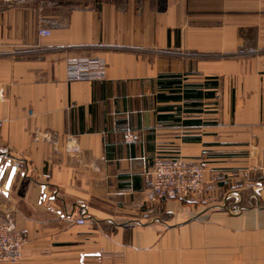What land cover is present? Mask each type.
<instances>
[{
  "label": "crops",
  "instance_id": "crops-1",
  "mask_svg": "<svg viewBox=\"0 0 264 264\" xmlns=\"http://www.w3.org/2000/svg\"><path fill=\"white\" fill-rule=\"evenodd\" d=\"M12 3L0 160L18 168L0 212L26 242L3 264H264V206H218L263 200L264 0ZM71 53L103 57L105 77L67 81ZM173 156L204 163V197L148 202L153 162Z\"/></svg>",
  "mask_w": 264,
  "mask_h": 264
},
{
  "label": "built area",
  "instance_id": "built-area-1",
  "mask_svg": "<svg viewBox=\"0 0 264 264\" xmlns=\"http://www.w3.org/2000/svg\"><path fill=\"white\" fill-rule=\"evenodd\" d=\"M14 0H0L1 3L11 4ZM38 2V11L42 7L53 6L57 0H35ZM53 23H47L43 18L37 22V37L50 35ZM107 63L99 55L71 53L65 58V73L67 81H100L105 77ZM2 121H0V127ZM48 138V134L43 135ZM127 142L140 139V134L127 129L124 132ZM74 142V141H73ZM70 142L66 150L77 153V144ZM6 157L7 153H5ZM204 163L200 160L189 161L181 156L156 159L149 172L150 187L145 193L148 202H162L169 199H201L204 197ZM264 173V170H263ZM83 217L76 218V224L85 223ZM26 237L16 229L12 214L0 212V264L18 263L23 257V247Z\"/></svg>",
  "mask_w": 264,
  "mask_h": 264
},
{
  "label": "water",
  "instance_id": "water-1",
  "mask_svg": "<svg viewBox=\"0 0 264 264\" xmlns=\"http://www.w3.org/2000/svg\"><path fill=\"white\" fill-rule=\"evenodd\" d=\"M9 159H11V158H9ZM17 168H18L17 164H13L11 162V160H6V161L0 160V180H2V178L5 175V173L8 172L7 178H6L5 183H4V189L5 190L9 189V186L11 184L12 178L15 175ZM251 196H254V197H256L258 199L259 192L256 191ZM251 196L249 197V200H250V203H251L250 207L256 206L258 209H261V207L258 205V203L255 204V203H253V201H251V199H250ZM218 206L226 208L232 215L240 214V213H242L243 211H245V210H247L249 208V206H247V205L245 206L244 205V206L240 207L237 212H234L231 209V205H229V204L225 203V204L218 205ZM86 217L88 218V215Z\"/></svg>",
  "mask_w": 264,
  "mask_h": 264
},
{
  "label": "rangeland",
  "instance_id": "rangeland-1",
  "mask_svg": "<svg viewBox=\"0 0 264 264\" xmlns=\"http://www.w3.org/2000/svg\"><path fill=\"white\" fill-rule=\"evenodd\" d=\"M64 0H57V1H55V3H54V5L53 6H51L52 8H54V7H56L58 4H60L61 2H63ZM1 3V2H0ZM3 3H1L0 4V9H4V10H6V9H9L10 7H12V6H10V5H12V4H3ZM39 3L38 2H36V9H37V12H38V7H37V5H38ZM10 6V7H9ZM42 10H43V7H42ZM39 13V12H38ZM260 187V186H259ZM258 188V187H257ZM259 190V189H258ZM191 200H200V199H191ZM253 203H255L256 204V201H254ZM260 205V207H262V206H264V192H263V200H261V204H259ZM247 206H250L249 204L247 205ZM253 207H255V208H257L256 206H253Z\"/></svg>",
  "mask_w": 264,
  "mask_h": 264
}]
</instances>
